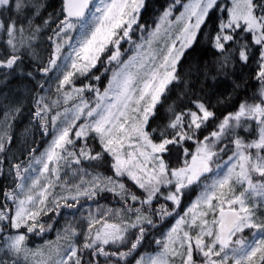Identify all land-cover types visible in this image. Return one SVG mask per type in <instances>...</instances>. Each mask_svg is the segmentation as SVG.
Masks as SVG:
<instances>
[{
	"label": "snow or ice",
	"instance_id": "1",
	"mask_svg": "<svg viewBox=\"0 0 264 264\" xmlns=\"http://www.w3.org/2000/svg\"><path fill=\"white\" fill-rule=\"evenodd\" d=\"M0 264H264V0H0Z\"/></svg>",
	"mask_w": 264,
	"mask_h": 264
},
{
	"label": "rangeland",
	"instance_id": "2",
	"mask_svg": "<svg viewBox=\"0 0 264 264\" xmlns=\"http://www.w3.org/2000/svg\"><path fill=\"white\" fill-rule=\"evenodd\" d=\"M125 47H127V45H125ZM194 198V197H193ZM103 202V201H102ZM61 222H63V218L61 217ZM45 238L46 239H50V240H54L55 239V231H52L50 233H46L45 234ZM39 238H37V242L38 243H43V240H41V242H39Z\"/></svg>",
	"mask_w": 264,
	"mask_h": 264
},
{
	"label": "trees",
	"instance_id": "3",
	"mask_svg": "<svg viewBox=\"0 0 264 264\" xmlns=\"http://www.w3.org/2000/svg\"><path fill=\"white\" fill-rule=\"evenodd\" d=\"M161 2H163V0H161ZM39 242H41V240H39Z\"/></svg>",
	"mask_w": 264,
	"mask_h": 264
}]
</instances>
